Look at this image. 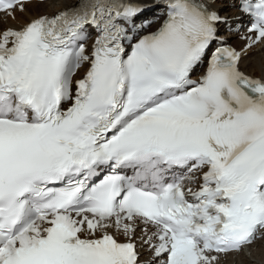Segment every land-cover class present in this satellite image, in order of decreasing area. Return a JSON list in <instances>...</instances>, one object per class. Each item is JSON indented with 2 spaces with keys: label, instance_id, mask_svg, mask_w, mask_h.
I'll use <instances>...</instances> for the list:
<instances>
[{
  "label": "snow or ice",
  "instance_id": "1",
  "mask_svg": "<svg viewBox=\"0 0 264 264\" xmlns=\"http://www.w3.org/2000/svg\"><path fill=\"white\" fill-rule=\"evenodd\" d=\"M50 4L0 28V264H264V0H0V24Z\"/></svg>",
  "mask_w": 264,
  "mask_h": 264
},
{
  "label": "bare ground",
  "instance_id": "2",
  "mask_svg": "<svg viewBox=\"0 0 264 264\" xmlns=\"http://www.w3.org/2000/svg\"><path fill=\"white\" fill-rule=\"evenodd\" d=\"M220 6L226 7V5H220ZM58 10H59V5L52 6L51 4L47 7H31L30 10L24 14L17 13L16 20H14V21L9 20L6 25L0 24V28L7 27V26L20 27L21 25H23L24 23H26L28 20H30L31 18H33L36 15H39V14L45 13V12H53L54 13ZM221 11H222L223 16L228 15L227 9H223ZM241 42H242V40L240 39V36H236L234 43L237 46L242 47L244 42L243 43H241ZM246 70L251 71V69H246Z\"/></svg>",
  "mask_w": 264,
  "mask_h": 264
}]
</instances>
